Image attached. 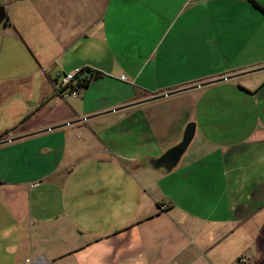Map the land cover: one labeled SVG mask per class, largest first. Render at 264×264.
I'll use <instances>...</instances> for the list:
<instances>
[{"label":"crops","instance_id":"crops-1","mask_svg":"<svg viewBox=\"0 0 264 264\" xmlns=\"http://www.w3.org/2000/svg\"><path fill=\"white\" fill-rule=\"evenodd\" d=\"M253 1L264 8V0ZM223 3L232 5L231 23L241 16L264 22L248 0H6L0 22L2 264L9 257L12 264H264V199L240 192L238 181L212 190L214 180L216 197L204 213L185 201V188L176 194L165 179L169 192H163V181L147 171L144 161L159 157L161 139L169 135L173 146L181 141L190 121L186 116L185 127L179 125L183 104L171 105L170 123L144 118L154 138L135 127L142 104L241 76L234 67L183 74L203 53L199 35H190L205 29L195 15L209 5L222 13ZM252 63L241 69H264V61ZM80 67L99 77L76 98L60 99L55 74ZM144 75L161 76L160 92L138 86ZM251 87L242 91L264 90V84ZM128 142L140 151H128ZM9 186L35 194L36 220L29 208L27 228L9 226Z\"/></svg>","mask_w":264,"mask_h":264},{"label":"rangeland","instance_id":"rangeland-1","mask_svg":"<svg viewBox=\"0 0 264 264\" xmlns=\"http://www.w3.org/2000/svg\"><path fill=\"white\" fill-rule=\"evenodd\" d=\"M5 5L6 0H0V9H3ZM231 6V3H223L220 6L221 13L220 9H217L218 6L209 5L201 9L199 15H195L205 25V29H198L196 34L191 31L190 35L192 37L199 35L203 44V53L194 63L191 73L190 70H185L183 74L194 78L198 74L212 71L222 72L234 67L237 68L235 74L241 76H235L233 81L223 80L205 85L194 92H188L189 94L169 96V100H166L168 95H164L166 97L163 99L140 105L135 115L137 120L142 119L141 124L135 126L136 132L140 127L143 138L150 136L154 138L156 131L153 125L146 124L144 118L152 121L158 118L165 121L166 118L175 116H172V104H183V109L180 111L182 113L179 115L183 121L179 125L183 128L187 116L190 120L187 124L193 123L196 126L195 135L188 150L171 174L164 175L162 174L164 172L156 173L151 169L147 171H150L152 175H157L158 181H163L159 184L163 192H169L166 188L167 182H164L165 179L171 183L174 182L176 194L180 188H185L183 196L186 198L185 201L189 198L199 205V210L204 208V213L207 211L205 207L216 197V193L214 194L210 189L214 180L217 188H214L215 183H213L212 190L223 189L224 191L226 186L232 189L233 183L238 181L236 186L240 192L247 193L249 189V192L254 193L258 199H264V90L251 92L252 95H247L242 91L252 88L251 86L259 88L264 84V69L253 73L250 70L241 69L245 65L253 64L252 62L264 61V22H253L248 17L241 16L240 20L231 23L229 21ZM216 22L221 23L215 30L212 23ZM200 24L198 23L197 26ZM198 71L200 72L197 73ZM246 72L247 75L242 74ZM122 78L124 77L120 78L122 83H130ZM137 84L155 94L160 92L163 86L161 76L150 77L149 75L142 76ZM115 93L119 97L123 96L121 90ZM96 95L97 90L94 89L92 96ZM113 97L114 95L111 94L106 100H112ZM148 126H151L152 130ZM154 142L150 139L143 140V144L153 143L152 146ZM173 142L169 135L161 139L157 143L158 147L154 146L158 148L156 149L158 156L160 157L172 148ZM136 144L128 142L127 150L133 152L136 148L140 149V145ZM139 151L137 150L136 153ZM136 171L128 172V175L132 178L134 174L137 175ZM34 195H29L28 189L9 186V226L15 223L21 228H27L23 222L29 208L32 209L31 218L35 222L37 202L31 197ZM29 198H33L30 203ZM241 198L244 197L241 196ZM6 224L4 220L0 222V227H5ZM251 226H253L252 223H250ZM33 228L35 229L36 226L33 225ZM12 242L9 241V243ZM12 262L13 259L9 257V264ZM0 264H2L1 261Z\"/></svg>","mask_w":264,"mask_h":264},{"label":"built area","instance_id":"built-area-1","mask_svg":"<svg viewBox=\"0 0 264 264\" xmlns=\"http://www.w3.org/2000/svg\"><path fill=\"white\" fill-rule=\"evenodd\" d=\"M95 71L88 67L76 68L70 72L56 73L52 82L54 91L62 99L76 98L81 88L86 87L95 78ZM124 80V78H122ZM245 262L244 260L241 263ZM24 264H37L26 260Z\"/></svg>","mask_w":264,"mask_h":264},{"label":"water","instance_id":"water-1","mask_svg":"<svg viewBox=\"0 0 264 264\" xmlns=\"http://www.w3.org/2000/svg\"><path fill=\"white\" fill-rule=\"evenodd\" d=\"M3 18L4 11L3 9H0V22L3 20ZM195 130V124H187L184 129L181 141L177 145L167 150L160 157L145 160V166L153 169L154 171L164 172L165 174L171 173L177 167L182 157L188 150L194 138Z\"/></svg>","mask_w":264,"mask_h":264},{"label":"trees","instance_id":"trees-1","mask_svg":"<svg viewBox=\"0 0 264 264\" xmlns=\"http://www.w3.org/2000/svg\"><path fill=\"white\" fill-rule=\"evenodd\" d=\"M248 2L253 5L255 8H257L258 10H260L263 14H264V8H262L260 5H258L256 2H254L253 0H248ZM99 77L98 75H95V78Z\"/></svg>","mask_w":264,"mask_h":264},{"label":"clouds","instance_id":"clouds-1","mask_svg":"<svg viewBox=\"0 0 264 264\" xmlns=\"http://www.w3.org/2000/svg\"><path fill=\"white\" fill-rule=\"evenodd\" d=\"M5 235H7V233H5Z\"/></svg>","mask_w":264,"mask_h":264}]
</instances>
